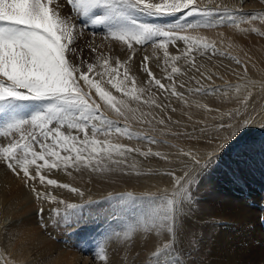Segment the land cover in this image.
<instances>
[{
	"label": "snow or ice",
	"instance_id": "obj_1",
	"mask_svg": "<svg viewBox=\"0 0 264 264\" xmlns=\"http://www.w3.org/2000/svg\"><path fill=\"white\" fill-rule=\"evenodd\" d=\"M255 22L264 26V11L246 12L217 0H0V166L22 181L41 220L47 203L54 226L82 219L91 206L99 209L97 217L107 213L120 223L119 230H106L96 244L95 256L105 264L114 244L135 254L131 264H197L194 256L201 251L206 220L201 184L210 171L227 163V154L235 151L239 159L246 153L254 128L264 133V119L257 123L264 116V80L242 77L235 85L225 80L223 86H214L193 74L189 79L196 87L191 88L178 84L176 77L186 75L178 62L184 60L188 71L203 80H223L205 64H197V56L209 61L226 56L237 65L242 61L221 50L223 33H219L220 47L216 40L197 33L228 26L264 35ZM86 34L92 39L81 46ZM97 34L101 43L96 42ZM177 42H183L184 50L172 55L169 45ZM149 44L153 52H145L138 69L146 78L138 80L134 74L137 46ZM160 51L166 66L163 78L157 77L150 63L155 60L159 66ZM244 74L247 77L246 66ZM188 96H216L220 104L194 99L190 105ZM169 97L185 108L214 114L212 120H197L191 131L187 126L172 130L169 125L181 121L173 120L170 113L177 108ZM182 115L193 119L187 112ZM152 133L183 137L189 146L171 155L153 151L152 145L169 141ZM123 139L137 144L120 142ZM136 156L158 157L171 167L163 172L141 170ZM60 171L73 178L74 173H87L88 183L93 177L107 183L167 177L169 184L154 192L110 191L93 198L87 194L90 189L86 193L80 186L51 178ZM54 189H65L80 202H69L53 194ZM25 206L31 207L27 198ZM260 219L264 221V216ZM40 227L47 231L48 224L42 222ZM11 229V224L6 226V235L18 238L19 232ZM138 242L145 250L143 258L136 249ZM78 250L84 252L87 246ZM0 264L28 262L0 250Z\"/></svg>",
	"mask_w": 264,
	"mask_h": 264
},
{
	"label": "bare ground",
	"instance_id": "obj_2",
	"mask_svg": "<svg viewBox=\"0 0 264 264\" xmlns=\"http://www.w3.org/2000/svg\"><path fill=\"white\" fill-rule=\"evenodd\" d=\"M253 3L256 4V7L257 5H264L260 3V0H254ZM237 5L238 2L236 6ZM255 26L258 27L261 32H264V26H261L259 22H255ZM246 27H249V25L241 24V28ZM219 33L224 34V44L221 47V50L226 51V53L230 52L231 55L239 58L242 61V64L239 65L240 67H236L237 64L235 65V68H238L236 69V72L234 69L235 73L229 75L227 78L224 77L223 80H227L230 84L233 85L241 83L242 77H244L245 80L249 77L257 81L264 80V35L251 32H240L235 27L228 26H223L217 29H201L197 34L206 36L209 40H216L218 47H220ZM91 39L92 36L86 34L85 37H83L79 41V43L81 44V46H83L86 41H90ZM96 42L101 43L99 37H96ZM229 44H231L232 46L229 47ZM105 45L107 47V44ZM113 45L118 51L119 45L115 42H113ZM137 48L138 53L135 58L134 74L137 75L138 80H140L146 78V75L144 73L138 71L140 61L145 52H147L148 54H152L153 49L151 45L146 46V48L137 46ZM174 48L175 46L173 47V49L169 47V52L172 55H180V52H182V50L177 49V47L175 49ZM159 55V66H157L155 60L151 62L152 70L158 77L163 74L165 75L162 69L166 67L163 63L164 57L162 51L159 52ZM88 56L89 51L87 48H85L84 58L87 59ZM216 60L217 59H215V62ZM209 62L210 61L207 57L201 58L197 56V64H206ZM178 63L184 69V71H188L189 66L185 65L184 60H180ZM232 63L235 64L234 62ZM244 66L247 67V77H245L244 74ZM168 71H170V69H168ZM223 80H220L219 83L216 82L213 85L223 86ZM105 87L110 88V85H105ZM156 91V89H153L154 93ZM179 91L185 90L181 89ZM114 94L119 95L115 92ZM169 99L171 100L172 105L177 108L176 113H170L173 117V120L179 119L181 121L180 125L178 126L174 124L169 125V127L174 131H182L185 129V126H187L188 131H191V128L196 124L197 120L202 118H206L209 122L212 120V116L214 114H205L203 110L196 109L194 106L185 108L183 104L176 98L169 97ZM187 99L189 100L190 105L194 99H202L204 102H208L211 105L220 104V101L216 96H208L203 98L188 96ZM161 100L163 101V97H161ZM155 111H157L158 113V110ZM182 111L192 115L193 119L189 121L187 119V116L182 115ZM260 119H264V116H259L257 118V123H259ZM155 134L158 135L157 137L159 138V140L165 139L169 141V144L162 143L160 145L151 146L156 150L160 148L162 154L171 155L175 153L178 148H186L189 146V143L183 137L177 139L169 135H160L159 133ZM250 135L251 138L249 139L246 153L239 159L236 157L235 151L227 154L225 156V160L227 161V163L225 165H222L220 168L210 171V173L204 178L201 184L199 197L202 200V206L206 209V220L205 227H203L202 229V250L199 253H196L194 256L197 264H234V262L238 258L234 250L233 253H231V247L233 245L232 242H229L227 238L228 236H226V233L228 231L219 232V227H216L217 223L215 220L221 222L223 221L225 223L238 221V224L244 231V235H242L245 237V239L248 238L247 240L249 241H254V239L257 240L262 235L256 234L257 232L255 231V233L251 232L248 226L252 224L257 227V219L259 217V214H263L264 216V209L258 211L252 207H249L246 202L249 201L248 198L252 194H256L257 192L261 191L260 197L263 198V202H261L260 204L264 203V133H260L258 128H254ZM135 143L137 142H134V144ZM171 144H175L176 148L170 147L169 145ZM134 160L135 162H137L140 169L142 167H145V170H148L149 167H153L156 165L158 166L160 164H164V169H162L164 171L171 167V165H169L166 161L154 156L148 157L146 159L136 156L134 157ZM131 162L133 161L130 160V163ZM158 170H161V168ZM73 175L75 178L69 177L63 171H60L55 173L51 178H56L61 183L67 182L71 183L73 186H80L86 190V193L87 190L90 189V193L87 194H90L93 198H99L100 196L106 195L107 192L110 191L119 192L132 190L137 193L143 191L154 192L157 191L158 188L165 187L169 184V179L167 177H141L132 179L122 178L117 179L114 183H107L97 179L96 177H93L92 182L88 183L89 174L74 173ZM220 181L225 182L226 186H222L223 184L221 185ZM252 183H258L260 188L257 189L255 187L257 190L251 189L250 185ZM38 187L40 188V190H43L42 186ZM236 190L237 192H239V194L237 195L235 194ZM53 194L67 199L69 202H80L79 197L68 193L65 189H54ZM87 194L85 199H87ZM26 198L31 201L32 207L33 203L35 204V201L32 199L31 193L28 191V189L23 187L22 181L19 178L13 176L5 169L4 173L1 174L0 183V238L2 237L6 241L15 242L16 245L13 250L14 252H9L13 258L17 259L18 261L25 260L28 262V264H105L104 261L99 260L95 256L96 244L100 241L102 234L105 233L106 230H119V228L121 227L120 223L112 220L111 217L107 215V213H105L103 217H97V212L99 211V209L96 206H91L89 210H86L82 214V219L73 221L70 225L67 226H54L50 219V206L47 203L43 204L45 211L43 213V219L41 220V218L35 212H29L31 207L29 208L25 206ZM51 207H54V205ZM8 216H11V218L13 219L8 224H4V219H6ZM42 222L48 224L47 231H49L51 234L50 238L47 235L48 232L47 234H44L45 232L43 233L42 231H40V229L42 228L38 226L37 223H39L40 225ZM105 222L109 225L107 227H102V224ZM9 224L12 225V229L10 230L11 232H19L18 238L11 239L9 235H6L5 228ZM74 224H78V228L71 233H67V230ZM0 243L2 242L0 241ZM140 243L141 242L137 243L136 249L141 251V258H143L145 250L140 247ZM64 246H67L68 248L66 250H63ZM80 246H87V250L84 252L79 251L78 248ZM252 248L253 252H255L257 255H264V247L261 248L259 246L257 248L252 246ZM0 250H3L1 248V245ZM38 250L39 255H36ZM205 254L209 255V262H204L205 260H203V258ZM222 254L224 255V257L222 256ZM125 256H128L127 261L124 260ZM108 257L109 260L107 264H131V261L135 258V254L133 253L129 255L128 253L121 251L119 247L114 244L108 249Z\"/></svg>",
	"mask_w": 264,
	"mask_h": 264
},
{
	"label": "rangeland",
	"instance_id": "obj_3",
	"mask_svg": "<svg viewBox=\"0 0 264 264\" xmlns=\"http://www.w3.org/2000/svg\"><path fill=\"white\" fill-rule=\"evenodd\" d=\"M229 1L230 0H217V2L218 3H222L223 5L225 4H227V6L229 7V8H231V7H234V6H236V4H237V2H238V5H237V7L239 6V7H243L244 8V10H246V12H251V11H254L255 9H257V10H255V11H262V10H264V5H257V7H256V4H254L253 3V1L251 2L250 0H246L245 1V3L244 4H240L241 2L239 1V0H231L230 1V3H229ZM234 1V2H233ZM228 2V3H227ZM250 2V3H249ZM247 4V5H246ZM252 4V5H251ZM242 5V6H241ZM251 7H250V6ZM247 6V7H246ZM259 6V7H258ZM259 8V9H258ZM249 10V11H248ZM96 37H99V40L101 41V36L99 35V34H97V36ZM180 43V44H179ZM105 44H107V42H105ZM150 45V44H149ZM181 45V46H180ZM173 47H174V45H172ZM171 45L169 46L171 49H173V47H172ZM177 47V49H179V50H184V45H183V42H177V46H175V48ZM141 48H144V47H141ZM174 48V49H175ZM226 52V51H225ZM182 52H180V54H181ZM228 53V52H227ZM233 56V55H232ZM219 57V58H218ZM217 59L216 60V62H215V59ZM214 58H212L213 60H214V62H213V60H210V62L209 63H206L205 65H206V69H211V71L212 72H214V73H216L217 75H220V76H223V78L225 77V78H227L229 75H232L233 73H235L236 72V69H238V68H235V65L236 64H233L232 62V60H230V59H228L226 56H219V55H217V56H215ZM213 62V63H212ZM151 63V62H150ZM231 64H233V65H231ZM151 67H152V65H151ZM236 67H240L239 65H236ZM226 68V69H225ZM205 69V70H206ZM228 69V70H227ZM231 69V70H230ZM234 69H235V72H234ZM202 70H204V69H202ZM186 71V75H178L177 77H176V79H178V84H179V82H186V84H187V86L188 87H191V88H194V87H196V84H195V81H192V80H190L189 78H190V76H192L193 75V72H188L187 70H185ZM223 71V72H222ZM224 72H227V73H224ZM229 72V73H228ZM191 73V74H190ZM189 74V75H188ZM195 75H196V78L197 79H200L201 80V82L202 83H204V84H209V83H212V84H215L216 82H220V80L221 79H218V78H215L214 77V80H213V82H209V81H206V80H203L200 76H199V74L198 73H194ZM222 74V75H221ZM163 76H164V74L163 75H161L160 77L161 78H163ZM158 77V76H157ZM160 77H158V78H160ZM183 77H184V79H185V81H184V79H183ZM216 80V81H215ZM218 80V81H217ZM167 81V82H166ZM223 81H225V80H223ZM163 82L165 83V84H170L171 82L170 81H168V80H163ZM178 84H177V86H178ZM193 86V87H192ZM178 90H181V89H179L178 88ZM183 90H185V89H183ZM110 117L112 116V114L109 112V113H107ZM114 118V117H113ZM152 134H154V135H156V138L157 139H159L157 136V134H155V133H152ZM165 139H161V141H164ZM120 142H122V143H130V144H134V142H136V141H128V140H126V139H123V140H121ZM135 144H137V143H135ZM134 144V145H135ZM138 146H141V147H147L146 145H143V144H140V145H138ZM161 149L160 148H158L157 150L156 149H153V151H160ZM161 152V151H160ZM157 166V165H156ZM156 166H153V167H149V168H151V169H155V170H158V169H160L161 168V170H159V171H161V172H163L164 170H162V169H164V164H160V165H158L157 167ZM146 168L145 167H142L141 168V170H145ZM4 170H5V168L4 167H0V183H1V174H3L4 173ZM3 171V172H2ZM210 182V181H209ZM220 183H221V185L222 186H226V184H225V182H221L220 181ZM221 185H219V186H221ZM251 187V189H253V190H257L258 188H260L259 187V185H258V183H252L251 185H250ZM257 189H256V188ZM132 191V190H131ZM258 191H260V190H258ZM119 192H122V191H119ZM135 192V191H134ZM137 193V192H136ZM261 193V191L260 192H257L256 194H252L249 198H248V202H246V204L249 206V207H252V208H254V209H256V210H258V211H260V210H263L264 209V203H262V204H260L261 202H263V198L262 197H260V194ZM235 194L237 195V194H239V192H237V190L235 191ZM254 195V196H253ZM258 195V196H257ZM240 196H241V193H240ZM205 197H206V195H205ZM258 197V198H257ZM258 199V200H257ZM259 202V203H258ZM36 208H37V206H36V204H34L33 203V206L31 207V209H30V211L29 212H35L36 213ZM35 209V210H34ZM261 216H263V214H259V217H258V219H257V227H255L254 225H250V226H248L249 228H250V231L251 232H257L256 234H262L260 237H259V239H254V241H252V240H247L248 238H246L245 239V237L243 236L244 235V231L241 229V226L238 224L239 222L237 221V222H221V221H218V220H215L216 221V227H219L218 228V231L220 232H224V231H228L227 233H226V236H228L227 238H228V240H229V242H232V251H231V253H233V250H234V252L236 253V255L238 256V258H237V260L234 262V264H264V255H262V254H260V255H257L255 252H253V248H252V246H254V247H264V221H262L261 219H260V217ZM9 218V219H8ZM13 218H11V216H8L6 219H4V221H5V223L4 224H8L11 220H12ZM98 223V222H97ZM38 224V226H40L39 225V223H37ZM36 224V225H37ZM109 224L108 223H103L102 224V227L104 226V227H107ZM78 228V224H74L73 226H71L68 230H67V233H71L72 231H75L76 229ZM40 231H42L44 234H47V232H48V236H49V238H50V236H51V234H50V232L49 231H44L43 229H40ZM254 232V233H255ZM229 233V234H228ZM243 234V235H242ZM224 235V234H223ZM239 236V237H238ZM242 236V237H241ZM231 239V240H230ZM245 239V240H244ZM247 240V241H246ZM0 241L2 242V243H0V245H1V248L4 250V251H6V253H13L14 251V248H15V242H13V241H6V240H4V238H0ZM65 248V249H64ZM68 247L67 246H64L63 247V250H66ZM11 250V251H10ZM201 250H202V247H201ZM206 251V250H205ZM9 253V254H10ZM209 255H207V254H205V256H204V258H203V260H205L204 262H209V257H208ZM222 256L224 257V255L222 254ZM202 260V261H203ZM232 264V263H231Z\"/></svg>",
	"mask_w": 264,
	"mask_h": 264
}]
</instances>
